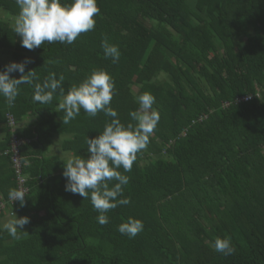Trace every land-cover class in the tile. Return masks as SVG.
<instances>
[{
	"label": "trees",
	"instance_id": "obj_1",
	"mask_svg": "<svg viewBox=\"0 0 264 264\" xmlns=\"http://www.w3.org/2000/svg\"><path fill=\"white\" fill-rule=\"evenodd\" d=\"M97 4L94 31L29 51L10 22L16 0H0V53L16 63L30 59L25 71L35 69L37 82L63 75L65 92L93 70L106 71L115 82L111 106L125 126L136 123V97L154 95L161 119L151 142L131 172L119 169L130 178L121 199L131 203L108 212L101 226L90 196L65 190V155L89 158L86 140L111 117L82 109L64 125L55 111L59 93L41 105L24 84L12 107L0 94V219L11 211V220L31 221L20 240L0 222V264H264V0ZM105 37L120 50L117 63L105 57ZM14 135L27 140L25 207L8 196L18 189L6 154ZM55 143L60 151L46 155ZM129 218L144 224L135 238L118 230ZM217 237L230 238L234 254L214 251Z\"/></svg>",
	"mask_w": 264,
	"mask_h": 264
},
{
	"label": "clouds",
	"instance_id": "obj_2",
	"mask_svg": "<svg viewBox=\"0 0 264 264\" xmlns=\"http://www.w3.org/2000/svg\"><path fill=\"white\" fill-rule=\"evenodd\" d=\"M16 3L19 12L13 31L16 36L21 37L22 47L29 51L36 50L45 42L68 45L75 43L82 34L95 30V17L101 13L97 0H73L71 4H62L61 0H16ZM102 48L106 58H111L113 63L119 61L120 50L110 44L107 37L103 39ZM28 63L32 61L28 59L22 63L13 62L4 71H0V94L9 107L14 106L20 95V86L28 84L34 87V103L49 105L59 93L60 100L55 111L64 113V125L76 119L82 109L89 117L103 112L112 118L100 135L86 140L89 158L69 156L63 161V175L67 179L65 190L81 196L83 200L90 196L93 208L99 213L98 223L106 226L109 223L108 212L131 203L130 198L121 199L130 178L119 169L131 172L138 154L147 150L150 137L161 119L159 111L153 108L156 98L148 92L136 97L139 107L131 112L132 120L136 123L125 126L119 119L118 112L111 106L115 82L106 71L93 70L78 86L73 85L65 92L63 75L57 79L55 73H52L42 83L37 82L39 76L35 69L25 71ZM14 72L20 73L18 79L11 75ZM113 183L114 186L110 187ZM8 196L12 202L19 201L22 207L26 206L25 190L13 188ZM30 222L27 216L17 218L15 215L3 228L13 239L20 240L22 236L19 230H23ZM118 230L129 238H135L144 230V224L139 219L129 218L119 225ZM212 248L226 256L235 252L230 238L217 237Z\"/></svg>",
	"mask_w": 264,
	"mask_h": 264
},
{
	"label": "built area",
	"instance_id": "obj_3",
	"mask_svg": "<svg viewBox=\"0 0 264 264\" xmlns=\"http://www.w3.org/2000/svg\"><path fill=\"white\" fill-rule=\"evenodd\" d=\"M10 123L14 128V120L12 117H9ZM26 139L18 138L17 136H13L10 141L9 148L6 150V154H9L11 164L15 173L17 187L18 189H23L27 192V189L24 187L25 175L23 174V166L21 162V146L26 142ZM12 203V201H11ZM4 210V204L0 203V213Z\"/></svg>",
	"mask_w": 264,
	"mask_h": 264
},
{
	"label": "rangeland",
	"instance_id": "obj_4",
	"mask_svg": "<svg viewBox=\"0 0 264 264\" xmlns=\"http://www.w3.org/2000/svg\"><path fill=\"white\" fill-rule=\"evenodd\" d=\"M9 20H10V18H8ZM12 20V21H11ZM10 20V22L12 23V24H14L15 23V20H16V18H14V19H11ZM13 62H15L8 54H5V53H0V66L2 67V68H4V69H6V67L9 65V64H11V63H13ZM17 75L18 74V72H14V75ZM55 149H54V152H55V150L58 148L59 149V147H57V146H53ZM67 154V153H66ZM66 157H69L70 156V153H68L67 155H65ZM11 214V211H9V212H6V217L4 216V217H2L1 219H0V222H1V224H5L4 222L6 221V219H9V215ZM8 216V217H7Z\"/></svg>",
	"mask_w": 264,
	"mask_h": 264
},
{
	"label": "crops",
	"instance_id": "obj_5",
	"mask_svg": "<svg viewBox=\"0 0 264 264\" xmlns=\"http://www.w3.org/2000/svg\"><path fill=\"white\" fill-rule=\"evenodd\" d=\"M0 138H2L1 136H0ZM57 146V147H59V145L57 144V143H55V144H53V146ZM53 146H51V150H50V152L49 153H47L46 155H54V153L56 154L57 152H59L60 150V147H59V149L57 148L56 150H55V152H54V147ZM6 215V213L4 214V216ZM3 216V217H4ZM6 217V216H5ZM8 217V216H7ZM2 218V217H1ZM11 219H10V217H9V219H6V221L4 222V223H7V222H9ZM4 225V224H3Z\"/></svg>",
	"mask_w": 264,
	"mask_h": 264
}]
</instances>
